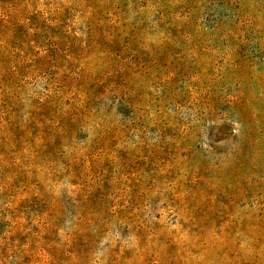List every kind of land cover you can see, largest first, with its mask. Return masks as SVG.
Listing matches in <instances>:
<instances>
[{"label":"rangeland","instance_id":"374dc122","mask_svg":"<svg viewBox=\"0 0 264 264\" xmlns=\"http://www.w3.org/2000/svg\"><path fill=\"white\" fill-rule=\"evenodd\" d=\"M0 264H264V0H0Z\"/></svg>","mask_w":264,"mask_h":264}]
</instances>
